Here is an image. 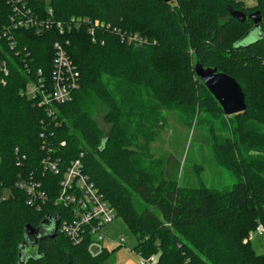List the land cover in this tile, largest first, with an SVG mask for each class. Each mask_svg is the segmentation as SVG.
<instances>
[{
	"label": "trees",
	"instance_id": "1",
	"mask_svg": "<svg viewBox=\"0 0 264 264\" xmlns=\"http://www.w3.org/2000/svg\"><path fill=\"white\" fill-rule=\"evenodd\" d=\"M20 1L41 18L50 8L55 21L80 22L62 33L56 26L41 33L19 28L0 38V62L8 70H0V264H17L26 225L38 227L60 210L52 202L61 176L40 166L47 155L39 138L44 127L62 167L82 153L84 171L136 237V253H157V264H264V253L246 240L264 227V0L245 10L243 0ZM231 9L260 11L263 38L239 44L253 22L231 17ZM12 14V2L0 0V28ZM94 20L102 24L95 41L88 34ZM133 36L142 43L129 41ZM55 43L79 71V84L71 100L52 105L50 118L23 91L38 68L49 79ZM195 62L235 78L247 104L245 113L231 116L233 126H208L216 161L235 177L221 190L165 178L163 160L149 151L164 111L198 112L209 100L215 109L208 112L222 113L196 78ZM247 144L256 152L251 157L244 154ZM31 176L48 197L40 210L16 184ZM59 226L27 251L25 264H100L109 255H92L90 238L75 244Z\"/></svg>",
	"mask_w": 264,
	"mask_h": 264
},
{
	"label": "built area",
	"instance_id": "2",
	"mask_svg": "<svg viewBox=\"0 0 264 264\" xmlns=\"http://www.w3.org/2000/svg\"><path fill=\"white\" fill-rule=\"evenodd\" d=\"M12 2V15L9 17V24L5 28H0V38L19 28H34L36 32L41 33L44 30L54 26L62 33L64 30H71L74 26H78L80 19L78 17L71 18L67 22L53 20V12L47 8L48 16L41 18L20 0H10ZM88 34L95 41L97 27L101 26L98 20H94L88 24ZM136 36L128 37L129 41L137 40ZM103 43V42H102ZM52 71L49 79L42 77V69L37 70L35 79L26 83L23 94L27 98L33 99L38 106L44 107L48 113V117L55 118V111L52 105L63 104L65 101L72 99V93L78 88L79 71L73 64L72 60L66 54L64 48L59 43L54 44V57L52 60ZM0 70L4 75L8 73L5 63L0 62ZM46 128L39 134V138L43 140L41 148L46 154L40 160L43 172L60 175L58 192L53 200V205L57 206V218L59 231L75 244L83 242L85 239H91L92 242L104 240L105 236L102 227L117 216L116 209L110 206L107 198L97 184L92 181L88 174L84 171L80 153L79 158L71 160L67 165L62 167L60 158L54 157L53 148L48 146L46 140ZM19 189L26 193L27 203L37 207L40 210L42 202L48 201L47 194L35 177L32 176L28 180L17 181ZM255 233H264V227L258 225ZM124 238L119 236L118 243L122 244ZM139 256V264H157L158 255H145L143 252L137 253ZM184 264H190L184 262Z\"/></svg>",
	"mask_w": 264,
	"mask_h": 264
},
{
	"label": "rangeland",
	"instance_id": "3",
	"mask_svg": "<svg viewBox=\"0 0 264 264\" xmlns=\"http://www.w3.org/2000/svg\"><path fill=\"white\" fill-rule=\"evenodd\" d=\"M151 1L155 3L156 0ZM242 2L244 10L255 6L254 0ZM144 3L151 5L147 0H144ZM202 102L204 107H199L198 112L197 110L193 112L194 107H178L172 111H164L162 116L164 125L160 126L156 139L149 146V151L163 160L165 178L177 182L180 186L195 188L203 185L221 190L235 182V177L216 161L208 126L211 124L213 127L229 128L233 126L231 116L234 115H225L223 111L221 114L208 112V108L214 110L215 106L211 105L209 100ZM95 117L104 127L102 113L95 114ZM244 147L245 155L251 157L256 154L252 146L249 147L247 144ZM102 232L104 240L88 245V252L94 256L102 251L109 253L100 264H139V256L133 251L137 244L136 237L119 215L111 223L104 225ZM119 236L124 238L122 244L118 243ZM246 240L250 242L255 252L264 253V233H255L254 230L249 233ZM33 251L34 246L28 250Z\"/></svg>",
	"mask_w": 264,
	"mask_h": 264
},
{
	"label": "water",
	"instance_id": "4",
	"mask_svg": "<svg viewBox=\"0 0 264 264\" xmlns=\"http://www.w3.org/2000/svg\"><path fill=\"white\" fill-rule=\"evenodd\" d=\"M164 2H171L174 0H163ZM230 16L237 20L244 21L249 18L253 22V26L246 32V35L239 40V44L247 45V43L256 42L258 39L263 38L260 32L261 12L256 10L249 14H244L240 10L231 9ZM194 73L210 92L218 105L222 108L225 115H234L245 113L247 104H245V95L241 86L235 78L226 74L223 71H218L216 67L203 66L199 62L194 63ZM54 216H45L38 227L26 225L25 231L22 236L23 242L19 244L18 248V261L17 264H25L31 254H27L30 247L35 246L39 239L45 236L54 237L57 233V219ZM31 238V239H30ZM37 249V248H36Z\"/></svg>",
	"mask_w": 264,
	"mask_h": 264
},
{
	"label": "flooded vegetation",
	"instance_id": "5",
	"mask_svg": "<svg viewBox=\"0 0 264 264\" xmlns=\"http://www.w3.org/2000/svg\"><path fill=\"white\" fill-rule=\"evenodd\" d=\"M252 12H253V11H252ZM249 13H251V12H249ZM249 13H247V14H249ZM247 14H246V15H247Z\"/></svg>",
	"mask_w": 264,
	"mask_h": 264
}]
</instances>
